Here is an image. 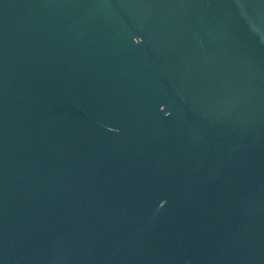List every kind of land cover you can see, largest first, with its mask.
<instances>
[{"label": "water", "instance_id": "obj_1", "mask_svg": "<svg viewBox=\"0 0 264 264\" xmlns=\"http://www.w3.org/2000/svg\"><path fill=\"white\" fill-rule=\"evenodd\" d=\"M0 264H264V0H0Z\"/></svg>", "mask_w": 264, "mask_h": 264}]
</instances>
